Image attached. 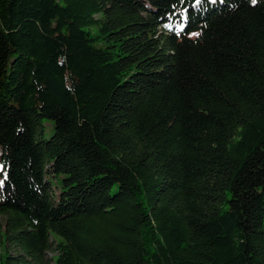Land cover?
<instances>
[{
  "label": "trees",
  "instance_id": "1",
  "mask_svg": "<svg viewBox=\"0 0 264 264\" xmlns=\"http://www.w3.org/2000/svg\"><path fill=\"white\" fill-rule=\"evenodd\" d=\"M0 216V264H264V0H0Z\"/></svg>",
  "mask_w": 264,
  "mask_h": 264
},
{
  "label": "rangeland",
  "instance_id": "2",
  "mask_svg": "<svg viewBox=\"0 0 264 264\" xmlns=\"http://www.w3.org/2000/svg\"><path fill=\"white\" fill-rule=\"evenodd\" d=\"M44 130H43V136L44 137H47L50 132H51V128L50 126L47 124V123H44ZM2 223V219H1V216H0V224ZM50 253H47V256H49Z\"/></svg>",
  "mask_w": 264,
  "mask_h": 264
}]
</instances>
